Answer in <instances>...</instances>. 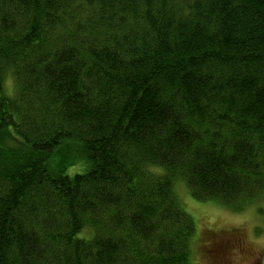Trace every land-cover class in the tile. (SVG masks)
<instances>
[{"label": "trees", "instance_id": "obj_1", "mask_svg": "<svg viewBox=\"0 0 264 264\" xmlns=\"http://www.w3.org/2000/svg\"><path fill=\"white\" fill-rule=\"evenodd\" d=\"M179 183L264 201V0H0V264H193Z\"/></svg>", "mask_w": 264, "mask_h": 264}, {"label": "rangeland", "instance_id": "obj_2", "mask_svg": "<svg viewBox=\"0 0 264 264\" xmlns=\"http://www.w3.org/2000/svg\"><path fill=\"white\" fill-rule=\"evenodd\" d=\"M5 87L8 94L13 93L11 79ZM62 156L67 161L64 151ZM176 189L196 223L193 264L264 263V201L234 211L219 202L196 200L184 184Z\"/></svg>", "mask_w": 264, "mask_h": 264}]
</instances>
